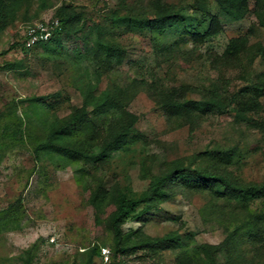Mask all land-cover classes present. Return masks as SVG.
<instances>
[{"label":"rangeland","instance_id":"1","mask_svg":"<svg viewBox=\"0 0 264 264\" xmlns=\"http://www.w3.org/2000/svg\"><path fill=\"white\" fill-rule=\"evenodd\" d=\"M149 1L142 0L144 4ZM170 1L180 5L193 0ZM45 2L49 7L42 9V0H21L9 25L0 30V222L9 219L6 217L15 220L0 227V264H23L27 255L33 264H85L88 258L83 251L96 245L109 248L112 264H119L114 259L113 235L105 222L96 221L93 207L87 202V186L88 182L94 187L101 183L106 188L118 185L128 193L141 192L150 182L143 175V164L151 174H158L175 159L189 162L197 157L199 162L207 163L198 154L234 149L241 156L224 169L245 182L264 181V133L238 118L234 111L216 112L193 124L170 119L157 98L159 91L186 86L190 99H202L209 88L238 90L251 77L264 72L257 56L250 59L242 54L235 62L220 58L230 41L239 36L246 35L252 46L264 44V25L258 15L264 16V4L257 7L252 0V11L236 21L226 18L216 1L209 0L211 12L221 15L224 29L203 42H194L189 33L183 39L180 29L154 37L149 31L126 26L111 28V35L126 47L128 55L121 65L104 73L95 93L117 85L134 87L127 106L139 116V139L116 153L110 162L100 161L94 166L86 159L67 163L43 156L38 160L34 151L43 121L67 116L83 105L80 83L74 77L79 67L71 49L74 40L63 37L62 53L59 47L55 52L43 47L24 50L18 41H22L27 24L54 20L62 4H72L91 27L95 22H104L106 14L118 7V1ZM89 59L83 61L85 66L91 64ZM33 96L53 102L56 108L39 102L33 107L26 100ZM37 116L38 120L28 123ZM20 129L22 136L9 138ZM6 132L8 137L2 135ZM84 170L85 177L80 178ZM240 219L234 203L207 191L176 187L172 198L130 217L123 230L136 233L133 238L180 235L187 246L159 247L156 253L149 247L129 249L119 259L123 264H179L180 257L197 252L203 243L221 244L227 235L226 226L232 228ZM242 250L246 264H264V247L259 243L245 244ZM101 260L100 255L96 264H102ZM216 264H229L226 252L216 256Z\"/></svg>","mask_w":264,"mask_h":264},{"label":"trees","instance_id":"2","mask_svg":"<svg viewBox=\"0 0 264 264\" xmlns=\"http://www.w3.org/2000/svg\"><path fill=\"white\" fill-rule=\"evenodd\" d=\"M20 1L0 0V30L9 25L14 8ZM117 1L118 7L106 14L104 22H95L91 27L87 26L83 14L72 4H62L55 13L54 21H58V26L48 41L31 48H27L23 41H18L24 50L43 47L47 51L55 52L59 47L62 53L63 37L74 40L71 49L79 66L74 71V77L80 83L78 85L84 96L83 105L67 116L57 115L53 120L43 121L42 134L35 141L34 151L38 160L43 156H49L51 159L57 157L67 163H78L86 159L94 162L96 166L95 163L100 161L110 162L116 153L139 139L136 133L139 116L127 106L134 87L117 85L112 90L104 89L99 94L95 93L104 73L114 69V65H121L128 55L126 47L111 35V28L126 26L130 29L149 31L154 37L166 31L180 29L183 39L189 33L194 42L214 38L224 29L221 15L211 12L209 0H193L191 3L180 5L170 0H150L147 4L142 0H137L136 4H130L127 0ZM215 1L224 16L232 20H242L252 11V0ZM263 1L255 0L256 6L264 4ZM40 7L46 9L49 6L42 0ZM258 15L264 25V16L259 13ZM242 54L250 59L257 56L264 64V44L252 46L246 35L233 38L220 58L225 57L227 61L235 62ZM88 59L91 64L85 66L83 61ZM188 91L189 87L182 86L158 92V102L170 119L193 124L216 112L234 111L238 118L246 120L264 133V72L258 73L255 78L251 77L248 83L238 90L223 91L214 86L208 89L207 96L202 99H190L187 96ZM26 100L30 101L33 107L38 106L39 102L47 108H56L53 102L35 96ZM39 114L36 111V115ZM39 117L41 118L40 115ZM39 117L29 119L28 123L38 120ZM19 119L23 121L22 118ZM5 130H8V127ZM22 134L20 129L9 138ZM2 135L8 137L7 132ZM262 145L264 155V137ZM198 156L201 161L207 163L199 162L197 157L189 162L175 159L158 174H151L150 169L143 164V175L148 177L150 182L141 192L128 193L118 185L106 188L101 183L94 187L88 182L87 202L93 207L96 221L105 222L113 235L114 259L119 264H123L119 256L125 250L149 247L156 253L159 247L187 246L180 235H137L133 238L136 233L127 234L123 230L130 217L172 198L176 187L181 190L207 191L216 198L234 203L241 218L232 228L226 226L227 235L221 244L203 243L199 245L197 252L187 254V258L180 257L179 264H216V256L221 252L227 253L229 264H246L242 246L259 243L264 247V181L245 182L224 169V165L241 156L237 150L212 149ZM85 171L80 178L85 177ZM6 218L9 219L0 222V227L9 226L15 221L12 217ZM101 250L99 245L89 251L84 250L88 258L85 264H96ZM23 264H33L30 255L25 256Z\"/></svg>","mask_w":264,"mask_h":264},{"label":"built area","instance_id":"3","mask_svg":"<svg viewBox=\"0 0 264 264\" xmlns=\"http://www.w3.org/2000/svg\"><path fill=\"white\" fill-rule=\"evenodd\" d=\"M58 26L57 20H38L25 26L22 32V41L27 48H31L38 43L48 41L54 34ZM102 264H111V250L103 247L101 252Z\"/></svg>","mask_w":264,"mask_h":264}]
</instances>
